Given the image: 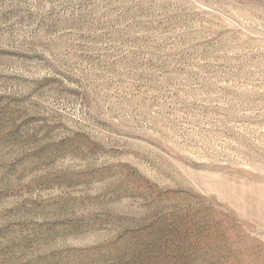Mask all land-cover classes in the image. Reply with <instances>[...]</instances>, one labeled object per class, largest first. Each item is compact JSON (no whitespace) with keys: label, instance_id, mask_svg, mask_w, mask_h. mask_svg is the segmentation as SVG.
Listing matches in <instances>:
<instances>
[{"label":"rangeland","instance_id":"rangeland-1","mask_svg":"<svg viewBox=\"0 0 264 264\" xmlns=\"http://www.w3.org/2000/svg\"><path fill=\"white\" fill-rule=\"evenodd\" d=\"M0 264H264V0H0Z\"/></svg>","mask_w":264,"mask_h":264}]
</instances>
